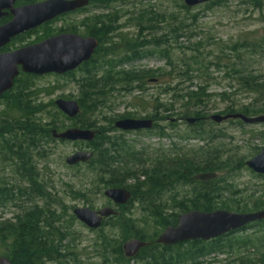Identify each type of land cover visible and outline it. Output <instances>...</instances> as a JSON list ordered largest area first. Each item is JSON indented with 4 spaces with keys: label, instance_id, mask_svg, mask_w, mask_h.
I'll return each mask as SVG.
<instances>
[{
    "label": "trees",
    "instance_id": "obj_1",
    "mask_svg": "<svg viewBox=\"0 0 264 264\" xmlns=\"http://www.w3.org/2000/svg\"><path fill=\"white\" fill-rule=\"evenodd\" d=\"M42 1L45 0H18L16 6ZM130 1L90 0L87 8L25 33L4 48V52H10L64 32L77 34L76 26L56 30L52 29L51 24L66 16L86 13L94 7L103 9L101 13L87 17L81 23L89 28L85 36L96 38L99 42L95 54L76 71L64 75L66 78H74L80 88L77 102L81 113L76 119H68L57 109L56 100L52 98L57 88L52 85L38 86V76L21 72L13 88L0 100V209L8 206L21 209L13 220H4L0 216L1 247H6L0 256L6 257L11 264H68L67 257L74 255L70 245L66 249L63 246L70 233L64 216L71 222L76 219L67 212L60 199H53L45 193L46 187L40 182L37 169L40 161L48 162L55 147L68 143L55 140L52 136L53 131L60 133L66 130L62 124L66 120L75 121L76 124L70 128L93 130L96 133L93 142L85 143L86 148L93 153V158L86 164L74 167L85 169L86 177L91 180L90 188L71 194L76 199H89L95 190L101 194L104 189H127L132 197L126 206L119 207L120 210L138 203L149 212L160 228V233L149 234L145 228L135 227L130 219L124 222L119 214L104 220L98 230L101 235L97 243L103 249L101 257L104 261L110 260V264H213L219 257H226L233 258L234 264H264V222L211 241H190L174 246L156 243L167 227L177 226L179 215L190 211L214 212L233 208L234 213L243 214L263 210L262 200L256 201L250 208H242L239 204L231 207L230 202L220 201L219 194L228 185L225 178L217 177L211 182L192 180L194 176L208 170L223 173L232 166L233 170L243 169L246 166L244 161L224 160L223 150L211 146L209 149L186 150L175 145L169 152L160 149L152 152L136 150L122 138L110 136L117 131L116 121L124 117L107 118L103 113L113 95L118 93L117 86H121L122 92H137L141 95L149 85L154 84L159 85L160 93L154 98L155 114L146 118L155 121L152 131L159 129L158 123L162 121L176 117L195 118L199 123L190 127L191 133L187 137L205 139L204 136L213 134L204 129L207 123L203 121L211 117L207 111L212 101L216 98L222 102L230 101L231 97L239 94L251 97V101L242 105L233 103L218 115L241 114L248 118L264 116V74L251 69L250 62L254 56L264 57V36L248 33L233 43H219L213 36L209 40L202 38L182 42L180 39L197 33L193 25L198 22V18L194 16V22L189 24L173 14L167 34L159 36L158 25L166 21H158L161 16L151 10L139 11L132 18L138 30V39L137 43L128 42V36L119 33L117 24L121 13L119 9ZM226 1L216 0L205 6L207 10H212ZM244 1L245 5L262 14V0ZM114 6H118L117 9L106 11ZM181 10L190 12V8L185 5H182ZM11 20L12 16L8 15L0 20V25ZM39 32L43 33L42 37L34 43L26 44L29 37ZM146 33L152 36L150 40H144L147 38L144 36ZM115 37L124 42L126 50L118 51L115 44H112L111 49H104V45ZM217 48L219 55L214 50ZM145 57L159 58L165 62V66L156 70H117ZM212 71L218 75L223 73V76L213 77ZM76 72L81 73L79 79L75 77ZM220 79L230 81L231 94L226 91L211 92L212 85H221ZM59 98L72 100L64 96ZM232 123L243 126L240 120ZM157 135L161 139L171 137L164 129ZM213 139L209 138L211 142ZM8 168L15 174L16 182L2 175ZM179 188L186 191L180 200H165L169 193ZM38 201L44 204L40 206ZM27 203L31 205L25 208L24 204ZM108 226L122 231L126 236L124 239H137L146 242L148 246L135 258L128 259L121 243L114 241L111 235L104 234L103 230ZM256 227V231L248 233Z\"/></svg>",
    "mask_w": 264,
    "mask_h": 264
},
{
    "label": "rangeland",
    "instance_id": "obj_2",
    "mask_svg": "<svg viewBox=\"0 0 264 264\" xmlns=\"http://www.w3.org/2000/svg\"><path fill=\"white\" fill-rule=\"evenodd\" d=\"M262 1L264 3V0ZM244 2V0H227L223 5L215 7L212 10H207L206 6L202 5L190 8V12L186 13L181 10L182 5H185L184 0H131L128 3H125V5H122L119 9L121 13L119 15L120 17L117 27L120 29V34L128 36L126 41L137 43L138 30L132 18H135L139 11L151 12L152 10L153 13H158V15L161 16L158 21H166L165 24L160 23V25H158L159 36L167 34L169 23L172 21L171 16L173 14L179 20H184L189 24L194 22V19H192L194 16L198 18V22L193 25V28H197V33H194L191 37L180 39L182 42L186 40H201L202 38L209 40V38L213 36L214 40L219 41V43H233L248 33H258V36H264V19L262 16L264 15V8L261 14L259 10H255L245 5ZM117 7L118 6L111 7L106 11L112 12L114 9H117ZM102 11L103 9L94 7L86 13L66 16L58 22L51 24V27L56 30H65L69 26H76L77 35L86 37L85 34H87L89 28L82 26V21L87 17L101 13ZM144 23L147 25L146 22ZM119 33L118 36L120 35ZM62 34L67 33L64 32ZM42 36L43 33L39 32L36 35L29 37L26 44L29 42L34 43ZM144 36L147 37L144 40H150L152 38V36L149 37L150 35H148V33L144 34ZM167 37L168 39L173 40L170 36ZM112 44L116 45L115 48L118 51L126 50L124 49V42L116 37L114 40H110L108 44H105L104 49L113 48ZM214 50L215 53L219 55L220 51L218 48ZM250 62L251 69L256 70L258 74H264V57L260 55L254 56ZM164 66L165 62L159 58L145 57L140 61L127 63L117 70H156L163 68ZM212 73L214 74L213 77L216 78H218V76H223V73L220 75L215 74L213 71ZM80 76V72L75 73L77 79H79ZM219 81L221 85H212L210 89L211 92L220 93L226 91L231 94V89L229 87L230 81L226 79H220ZM36 84L40 87H47L50 85L56 87L57 92L55 96L52 97L54 100L61 99L59 98L61 96L72 98V100L75 101L79 99L80 88L74 78L46 75L40 77L36 81ZM120 88L121 86H117L118 93L116 92L113 95V98L107 105L109 110L106 108L103 112L107 118L128 117L140 120L146 119L155 114L156 103L154 102V98L160 93L159 85H149L146 88L147 91L141 95L137 92L125 93L122 92ZM162 98H164V96ZM250 101L251 97H248L245 94H239L235 97L233 96L230 101L225 102L216 98L210 104L207 112L209 116L218 115L233 103L242 105L248 104ZM1 109L2 107L0 106V110ZM173 119L178 120L175 121V123H171L169 120L159 122V129L156 131H143L125 135L114 132L111 133L110 136L120 137L124 142L128 143L136 150L146 152H152L159 149L169 152L175 145L178 148L192 150L201 147L204 148L209 144L211 147H217L220 148V150H223L222 155L224 156V160L232 159V161L237 162L242 160L245 163L264 149V123L257 125H246L243 123V126H240L236 123H232V121L234 122L237 120H229L222 124L207 122L204 129L213 134L204 136L205 139H200L187 137L188 134L191 133V128H189L184 121H179L178 117L172 118V120ZM62 124L65 126V129H67L76 123L75 121L64 120ZM161 129H164L165 133L171 137L163 139L159 138L157 134L160 133ZM210 137L214 138L213 142L209 140ZM205 148L209 149L210 147ZM82 150H88L84 142L59 144L55 147L54 152L47 163L45 161H40L37 164L39 180L44 187H46L45 193L47 192L50 194L53 199H60L62 204L67 208V212L71 215H73V211L76 208H89L98 211L102 208L109 207L117 210L124 222H126L127 219H130L135 227L140 229L145 228L149 234L153 235L158 232L160 233V228L154 218L149 215V212L142 209L138 203H135L131 207H127L125 210H120V208H116L111 201L105 198L104 192L106 189H104L101 194L95 190L89 199L80 197L76 199L71 194V192H77L80 189L90 188L91 180L90 177H86L87 174L85 169L81 166L78 168L69 167L65 163V159L68 156ZM232 167L234 168V166ZM233 168H227L223 173L215 171L219 174V178H225L228 184L220 193L221 197L219 194L220 201L230 202L231 207H237L239 204L242 208H250L258 200L264 202V176L261 178L258 177L246 166L245 168L238 170H233ZM2 175H5L6 178L12 182H16V177L12 172V169H6ZM185 192L184 189L179 188L176 192L169 193L165 197V200L169 202H172L174 198L180 200ZM38 204L41 206L44 203L38 201ZM28 205L30 206L31 204H24V207L27 208ZM20 211L21 209L19 208L8 206L4 209H0V216H2L4 220H13ZM228 211L231 213L235 212L233 208ZM170 212L173 213L174 211ZM64 218V222L67 224L70 233L63 246L66 249L67 246L70 245L74 252L73 256L67 257L69 261L68 264H110V260H103L101 257L103 255V249L99 248L97 245L101 233L98 230L92 232L78 222L76 218V221L72 222L67 216H64ZM257 229L258 228L256 227L253 230L248 231V233H253ZM103 231L105 235H111L114 241L120 242L121 246L126 241L132 239L129 237L124 239L125 235L122 231L112 229L110 226L105 227ZM5 250L6 247H0L1 254L4 253ZM213 264L234 263L233 258L226 259V257H219Z\"/></svg>",
    "mask_w": 264,
    "mask_h": 264
},
{
    "label": "water",
    "instance_id": "obj_3",
    "mask_svg": "<svg viewBox=\"0 0 264 264\" xmlns=\"http://www.w3.org/2000/svg\"><path fill=\"white\" fill-rule=\"evenodd\" d=\"M216 0H184L188 8L209 4ZM18 0H0V20L11 15L12 20L0 25V51L10 42L30 31L36 30L62 16L87 8L90 0H45L35 4L15 6ZM99 42L93 37H82L77 34H60L40 43L28 45L10 52L0 53V100L14 86V81L22 73L38 77L46 75L64 76L76 71L89 62L95 54ZM156 83L157 81H151ZM57 109L68 119H76L81 108L75 100L58 99ZM216 124L229 120H240L246 125L264 123V116L248 118L241 114L213 115L209 118ZM198 119L191 118L188 123L193 125ZM115 128L121 131H151L154 121L151 119H124L115 123ZM55 140L70 143H91L96 138L93 130H83L72 127L63 132L53 131ZM93 158L89 150L77 151L68 156L65 163L69 167L86 164ZM246 167L256 175L264 176V149L258 155L246 162ZM216 173L198 174L193 181L207 182L217 179ZM106 199L116 208L126 206L131 200V192L123 188H111L104 192ZM119 212L105 207L98 211L89 208H76L74 217L89 230L97 231L103 221L117 216ZM264 222V209L253 213H231L217 210L214 212L190 211L179 215L177 226L167 227L157 238L156 243L164 246H174L190 241H211L231 232L239 231L249 225ZM0 238V247H1ZM146 242L131 239L122 245L124 255L128 259L135 258L146 248ZM0 264H11L6 257H0Z\"/></svg>",
    "mask_w": 264,
    "mask_h": 264
},
{
    "label": "flooded vegetation",
    "instance_id": "obj_4",
    "mask_svg": "<svg viewBox=\"0 0 264 264\" xmlns=\"http://www.w3.org/2000/svg\"><path fill=\"white\" fill-rule=\"evenodd\" d=\"M42 42V41H41ZM38 43H40V42H38ZM36 44V43H35ZM32 45V44H31ZM19 49V48H18ZM4 50V49H3ZM0 51V53H2V52H4V51ZM124 119H132V118H128V117H124L123 119H119V120H124ZM118 120V121H119ZM178 119H169V121H171V123H175V121H177ZM188 120L189 119H183V118H179V121H184V123H186L187 125H188V127L190 128L191 126H194L195 124H197V123H199V120H198V122H196L195 124H193V125H191V124H189L188 123ZM208 120V121H207ZM203 121H205L206 123L208 122H212V121H210L209 119H204ZM117 122V121H116ZM154 125H155V121H154ZM117 131L116 132H118L119 134H121V135H125V134H133V133H138V132H143V131H137V132H134V131H127V132H125V131H121V130H118V129H116ZM210 145H207V146H205V147H209ZM204 147V149H206ZM201 148H203V147H201ZM200 149V148H199ZM203 173H216L215 171H211V170H208V171H206V172H203ZM203 173H200V174H203ZM216 174H218V173H216ZM257 176H261V175H257ZM218 177H219V174H218ZM211 181H213V180H210V181H207V182H211ZM0 257H3V256H0Z\"/></svg>",
    "mask_w": 264,
    "mask_h": 264
}]
</instances>
